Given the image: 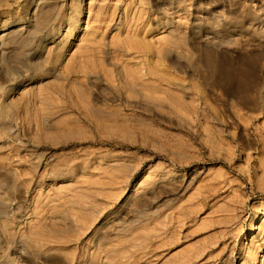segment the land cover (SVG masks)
<instances>
[{
	"label": "rangeland",
	"instance_id": "374dc122",
	"mask_svg": "<svg viewBox=\"0 0 264 264\" xmlns=\"http://www.w3.org/2000/svg\"><path fill=\"white\" fill-rule=\"evenodd\" d=\"M0 264H264V0H0Z\"/></svg>",
	"mask_w": 264,
	"mask_h": 264
},
{
	"label": "bare ground",
	"instance_id": "6f19581e",
	"mask_svg": "<svg viewBox=\"0 0 264 264\" xmlns=\"http://www.w3.org/2000/svg\"><path fill=\"white\" fill-rule=\"evenodd\" d=\"M249 72V71H248ZM260 84V83H259ZM251 86V85H250ZM256 87V86H255ZM251 88V87H250ZM249 88V89H250ZM254 88V87H253ZM247 90V89H246ZM252 90V89H251ZM250 92V91H249ZM248 92V93H249ZM252 92H255V93H257L256 95L259 97L260 95H259V93H261V87H256ZM250 95V94H249ZM256 229V227L254 228H252V230L251 231H254Z\"/></svg>",
	"mask_w": 264,
	"mask_h": 264
}]
</instances>
